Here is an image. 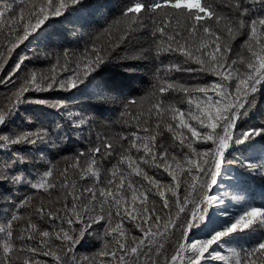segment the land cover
Segmentation results:
<instances>
[{"label": "snow or ice", "instance_id": "1", "mask_svg": "<svg viewBox=\"0 0 264 264\" xmlns=\"http://www.w3.org/2000/svg\"><path fill=\"white\" fill-rule=\"evenodd\" d=\"M20 3L23 7L19 8L18 15L15 6H6L0 11V17L7 14L5 24L7 33L3 37L6 44L2 45L6 54L5 51H0V61H3L0 63V69L12 57L13 52L41 29L46 21L52 17L62 16L72 6L80 4L81 0H20ZM229 7H233L236 14L234 17L217 11L210 0H205L203 4L201 0H150V2L134 0L104 29V33L111 35L114 26H125L119 36L110 39L103 48L97 47L93 42L91 49L86 47L83 59L77 58L75 68L71 70L67 60L73 54L64 51L66 62L62 71L68 73L66 77L58 74L57 69L61 68L58 58L57 63L52 65L50 77L45 74L38 75L32 70L22 78L21 86L6 98V106L0 105V126L6 125L19 107L26 103L44 104L52 109L66 110L68 105L63 100L36 99L25 94L30 91H68L77 88L102 65L114 60L112 54L124 43L125 38L137 28L145 26V17L152 21V34L157 41V56L165 52H179L185 57V64L192 62L200 65L198 69L173 65L171 68L163 69V76L159 74L161 70H157L155 77L157 83L153 84L150 94L152 102L147 109L149 118L156 117V128L151 127L150 119L132 113L136 120L137 132L130 135L118 134V139H106L97 134L93 147L91 137L85 140L82 133L83 126L89 123L88 118L68 112L72 127L81 129L79 138L85 140L87 147L78 149L79 155L75 157H65L66 160L74 159L75 162L59 173L63 180L57 179L55 166L38 174L35 181L12 174L16 163H24V157L16 151H12L10 159L0 160V164L3 165L0 169V184L27 183L37 193H47L49 197L52 195L51 190L59 187L60 196L57 199L62 198L65 201L62 208L57 209L55 213L46 210L43 205L34 210L36 216L52 225L51 231L40 230L38 225L29 219L26 227L18 234L14 230L13 222L24 219L19 214V209L28 206L33 197L26 196L17 204L15 206L17 211L13 212L7 224L0 226V264H17L20 259H23V264H42L37 260V255L51 256L57 264H69L67 259L69 254L73 253L93 225L105 220L107 221L105 236L111 237L114 243L110 250L106 242L98 253L101 258L100 264H161L159 257L164 246L161 243L154 254L153 245L158 239L165 238L177 228L182 239L178 243L176 253L170 259L165 257L163 264H212L213 261H221L224 264H264V240L251 248L231 247L224 240L232 234L244 232L258 220L264 223V208L255 206L246 208L223 230L213 231L205 238H193L192 235L210 215V209H219L228 196V192L217 194L213 189L217 185L222 167L226 163V153L231 145L244 144L246 141L264 136V121L261 122V126L248 128L236 136L237 122L247 115L254 105L259 87L264 84V0H230ZM26 8L29 11L26 12ZM257 9L261 10L258 15ZM244 34L248 37L244 46L251 55L228 63L231 41ZM131 58L128 55L119 57L122 60ZM28 59L27 55L20 56L9 77L0 80V83H14L12 78L22 70ZM240 65L244 66L243 69ZM173 70L186 72L208 70L219 79L211 84L190 88L168 79ZM169 90L185 93L189 105L187 112L164 103L163 94ZM94 98L104 103L114 102L112 97L102 92ZM136 103L135 100L125 103V111L121 116L128 115L129 109ZM169 115L171 121L167 119ZM191 121H196L199 127L194 126ZM161 123L173 134L174 139H179L181 147L186 146L190 149L191 155L185 154L181 160L177 155L170 154L163 145H158L157 135ZM141 125L144 127L141 128ZM187 133H190V136ZM50 139L47 130L0 134V150H12L14 145L36 146L47 143ZM125 141L128 142L127 148L123 145ZM208 142H211L212 147L206 150L200 151L193 147L194 143ZM115 144H120L123 151L120 153L118 163L110 169L111 178L102 179L100 160L115 155ZM133 149L137 154L142 151L144 155L134 158ZM81 159L85 160L86 167H80ZM185 163L187 169L184 167ZM145 164L163 168L176 182V189H179L181 181L177 180L176 174L171 170L172 164H175L180 172L186 171L191 177V184L186 189L187 194L183 200L177 191H172L176 196L175 218L170 214L171 205L165 196V191L172 190L171 187L164 189L159 181L149 176L142 167ZM123 165H126V168L121 167ZM241 166L264 177V160H244L241 161ZM77 169L82 181L91 177L95 182L80 187L75 180H70L69 171L75 172ZM134 176L141 177L142 181H147L148 184L144 185L142 181L134 180ZM153 188L156 190L155 194L163 200L162 207L169 210L166 220L155 207L152 209L147 207L148 194L152 193ZM189 205L190 214L186 211ZM133 206L134 210L130 211V207ZM61 211L62 216L59 214ZM182 214L184 219H181ZM114 216L119 217L120 222L113 226ZM125 219L137 222L136 226L143 234L141 238L133 237L135 246L132 247H129L123 227ZM57 220L59 227L55 224ZM65 224L69 226L67 229L64 228ZM77 224L82 227L77 229L75 227ZM37 237L40 238L38 244L30 243L36 241ZM53 237L66 249L63 257L50 248ZM225 249L230 256L222 254V250ZM141 256L143 260L140 259ZM72 264H75V257H72Z\"/></svg>", "mask_w": 264, "mask_h": 264}, {"label": "trees", "instance_id": "2", "mask_svg": "<svg viewBox=\"0 0 264 264\" xmlns=\"http://www.w3.org/2000/svg\"><path fill=\"white\" fill-rule=\"evenodd\" d=\"M132 2L134 0H81L80 4L72 6L62 16L52 17L46 21L41 29L37 30L23 45L13 52L12 57L0 69V80H6L13 71L20 56L27 55L29 57L22 66V70L12 78L14 83H0V105L6 106V98L10 97L12 92L21 86L22 78L32 70H35L38 75L45 74L50 77L52 65L57 63L58 58L61 66V68L57 69L58 74L66 77L68 73L62 71V67L66 62L64 58L65 50L73 54L67 60V63L71 66V70L75 68L77 58L83 59L86 47L91 49L93 42L96 43L97 47L103 48L110 39L119 36L125 26H114L111 35L104 33V29L121 15V11L126 5ZM145 2H150V0H145ZM204 2L205 0H201L202 4ZM210 2L217 11L225 15L233 17L236 15L233 7H229L230 0H210ZM6 6H15L17 8V15L19 14V8L23 7L20 0H0V11H3ZM246 6L251 7L250 5ZM25 11L27 12L29 9L26 8ZM260 12L261 10L257 9L256 14L258 15ZM6 21L7 14L5 13L3 17H0V51H5L2 45L6 44V41L3 39L7 33V28L5 27ZM144 24V27H139L131 32L125 38L124 43L119 45L112 54L114 57L112 62L102 65L77 88L68 91H30L25 94L36 99L49 101L63 100L68 107L66 110H57L49 108L44 104H22L8 123L0 126V134L47 130L51 137L47 143H40L36 146L14 145L12 146V150H0V160L10 159L12 151L19 152L24 157V163H16L12 174L21 175L25 180L35 181L38 178V174H42L49 167L55 166L57 179L63 180V177L59 176V173L75 162L74 159L66 160L65 157L79 155L78 149L87 147L85 140L89 136L93 141L94 147L97 134L106 139H118V134L130 135L132 132H137L136 120L133 118L132 113L142 115L145 119H150L151 127L156 128V117L149 118L147 109L152 102L150 94L153 84L157 83L155 79L157 70L160 69L159 74L163 76V69L171 68L173 65L192 69H198L200 65L192 62L185 64V57L179 52H165L157 56V41L152 34L151 19L145 17ZM224 35L227 34L224 33ZM247 39V34H244L237 36L235 40L231 41L228 63L231 60L239 61L242 57L251 55L244 46ZM212 47H215V45H212ZM125 55L132 58L129 60L119 59V57ZM141 56L143 58H138ZM0 63H3V61H0ZM240 67L243 69L244 66L240 65ZM168 79L178 81L191 88L197 85L211 84L217 81L219 77L211 74L208 70L193 72L173 70ZM101 92L112 97L114 102L104 103L96 100L94 96ZM129 100H135L137 103L131 106L128 115L121 116V113L125 111L124 104ZM163 101L167 105H174L182 112H187L189 107L185 93L179 90L165 92L163 94ZM68 112L78 113L88 118L89 123L83 126L82 129L85 140L79 138L81 129H74L72 127L67 115ZM76 118L78 119L79 117ZM167 119L171 121V116L169 115ZM262 121H264V84L259 87L254 105L247 112V115L237 122L236 136H239L242 131L248 128L261 126ZM191 123L199 127L196 121H191ZM143 127L144 125H141V128ZM184 131L186 132V130ZM158 132V145L166 147L170 154L177 155L181 160H183L185 154L191 155L190 149L186 146L181 147L179 139H174L173 134L167 130L163 123L160 124ZM187 135L190 136V133H187ZM123 145L124 148H127L128 142H123ZM193 147L203 151L211 148L212 144L211 142L207 144L194 143ZM114 151V156L100 160L102 179L104 177L111 178L110 169L118 163L123 148H121L120 144H115ZM132 155L136 158L143 156L144 153L141 151L137 154L135 149H133ZM244 160H264V136L256 137L251 141H246L244 144L233 143L231 145L226 153V163L223 165L217 185L213 189L217 194L228 192V196L219 209H210V215L192 234L193 238H205L213 231L223 230L232 222L236 215L242 214V211L250 206L264 208V177L242 167L241 161ZM80 167H86L84 159L80 160ZM121 167L126 168V165ZM142 167L149 176L159 181L164 186V189L171 187L172 190L165 191V196L169 199L171 205L170 214L175 218L176 196L172 194V191H177L180 199L183 200L187 194L186 189L191 184V177L187 175L186 171L180 172L179 169H176L175 164H172L171 170L176 174L177 180L181 181L179 189H176V182L163 168H156L147 164L142 165ZM184 167L187 169L186 163ZM2 168L3 165L0 164V169ZM69 178L70 180H75L80 187L95 182L94 178L91 177L82 181L79 169L75 172L69 171ZM133 179L142 181L141 177L134 176ZM142 183L144 185L148 184L147 181H142ZM51 191L52 195L49 197L47 193H37L27 183L18 185L0 184V226H5L13 212L17 211L15 206L24 200L26 196L31 195L33 197L31 203L19 209V214L24 219L13 222L15 232L18 234L21 229L25 228L29 219L36 223L40 230L51 231L52 225L34 214L35 208L41 205L46 210H51L54 213L57 209L62 208L65 201L62 198L57 199L60 196L59 187ZM155 191V188H153L152 193L148 194L147 207L149 209L155 207L157 212L166 220L169 216V210L162 207L163 200L158 194H155ZM128 199L130 201V193L128 194ZM70 200L71 198L69 197V203ZM137 204H139V201H137ZM131 210H134V206L130 207ZM97 211H99L98 204ZM114 211L113 209V213ZM186 211L190 214V205ZM59 214L62 216L63 212L61 211ZM181 219H184L183 214ZM117 222H120V218L114 216L113 226ZM136 223L129 219L123 220V227L127 234L129 247L135 246L133 237L141 238L143 235L137 228ZM55 224L59 227L58 220ZM106 226V220L92 226L87 235L76 246L73 253L67 257L69 264H72V257H75V264H100L101 258L98 253L104 248L106 242L110 250L114 243L111 237L105 236ZM68 227L67 224L64 225L65 229ZM75 227L79 229L82 225L77 224ZM39 239L37 237L36 241L30 243L38 244ZM181 239V232L177 228L165 238L158 239L157 243L153 245L154 254L161 243L164 246L163 253L159 257L161 264H163L165 257L170 259L176 253ZM224 240L231 247L251 248L264 240V223L258 220L249 229L244 230V232L232 234L230 237L224 238ZM17 247H19V241H17ZM50 248L62 257L66 251L54 237L50 243ZM222 254L230 256L227 249L222 250ZM36 258L42 264H57L56 260L51 256L37 255ZM140 259L143 260V256ZM17 264H23V259L17 261ZM212 264H224V262L213 261Z\"/></svg>", "mask_w": 264, "mask_h": 264}, {"label": "rangeland", "instance_id": "3", "mask_svg": "<svg viewBox=\"0 0 264 264\" xmlns=\"http://www.w3.org/2000/svg\"><path fill=\"white\" fill-rule=\"evenodd\" d=\"M256 192V191H255Z\"/></svg>", "mask_w": 264, "mask_h": 264}]
</instances>
